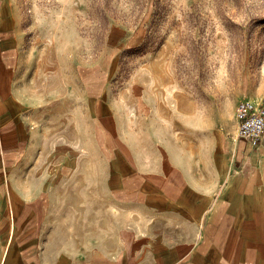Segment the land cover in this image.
Listing matches in <instances>:
<instances>
[{
	"label": "crops",
	"instance_id": "crops-1",
	"mask_svg": "<svg viewBox=\"0 0 264 264\" xmlns=\"http://www.w3.org/2000/svg\"><path fill=\"white\" fill-rule=\"evenodd\" d=\"M30 24L0 0V264H264V135L171 85L114 104Z\"/></svg>",
	"mask_w": 264,
	"mask_h": 264
},
{
	"label": "rangeland",
	"instance_id": "rangeland-1",
	"mask_svg": "<svg viewBox=\"0 0 264 264\" xmlns=\"http://www.w3.org/2000/svg\"><path fill=\"white\" fill-rule=\"evenodd\" d=\"M15 1L114 104H150L171 85L225 123L241 100L264 101V0Z\"/></svg>",
	"mask_w": 264,
	"mask_h": 264
},
{
	"label": "built area",
	"instance_id": "built-area-1",
	"mask_svg": "<svg viewBox=\"0 0 264 264\" xmlns=\"http://www.w3.org/2000/svg\"><path fill=\"white\" fill-rule=\"evenodd\" d=\"M237 135L255 142L264 135V101L244 99L236 106Z\"/></svg>",
	"mask_w": 264,
	"mask_h": 264
}]
</instances>
